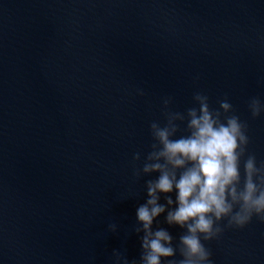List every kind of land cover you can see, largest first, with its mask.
I'll list each match as a JSON object with an SVG mask.
<instances>
[{"label":"water","instance_id":"1","mask_svg":"<svg viewBox=\"0 0 264 264\" xmlns=\"http://www.w3.org/2000/svg\"><path fill=\"white\" fill-rule=\"evenodd\" d=\"M196 93L227 98L264 162V0H0V264H139L153 177L134 170L163 100L186 113ZM205 246L264 264V222Z\"/></svg>","mask_w":264,"mask_h":264},{"label":"clouds","instance_id":"2","mask_svg":"<svg viewBox=\"0 0 264 264\" xmlns=\"http://www.w3.org/2000/svg\"><path fill=\"white\" fill-rule=\"evenodd\" d=\"M193 99L197 106L181 113L171 111L172 100L165 98L166 122L150 124L151 151L143 160L140 153L134 156L142 160L135 177H153L136 209L139 264H212L205 242L218 240L226 228H245L254 217L264 222V162L249 152L247 123L227 98L218 108L207 95L196 93ZM248 108L253 118L264 114L258 98ZM161 216L181 230L178 241L160 226ZM109 230L117 232L116 224ZM114 255L115 264H130L118 251Z\"/></svg>","mask_w":264,"mask_h":264}]
</instances>
